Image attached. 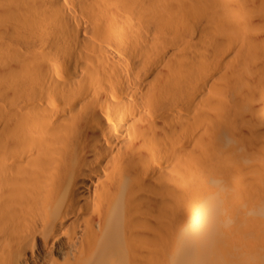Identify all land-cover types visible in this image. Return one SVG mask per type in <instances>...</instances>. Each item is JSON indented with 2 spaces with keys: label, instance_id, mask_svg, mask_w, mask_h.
Wrapping results in <instances>:
<instances>
[{
  "label": "bare ground",
  "instance_id": "6f19581e",
  "mask_svg": "<svg viewBox=\"0 0 264 264\" xmlns=\"http://www.w3.org/2000/svg\"><path fill=\"white\" fill-rule=\"evenodd\" d=\"M0 75V264H264V0H0Z\"/></svg>",
  "mask_w": 264,
  "mask_h": 264
},
{
  "label": "rangeland",
  "instance_id": "374dc122",
  "mask_svg": "<svg viewBox=\"0 0 264 264\" xmlns=\"http://www.w3.org/2000/svg\"><path fill=\"white\" fill-rule=\"evenodd\" d=\"M7 79V80H6ZM2 80H3V82L4 83H2V84H4L5 85V87H4V85H2L1 84V82H2ZM5 81H6V83H5ZM7 82H10V83H7ZM8 85V86H7ZM4 87V88H6V86H7V88L6 89H8L9 88V91H11V89H10V86H11V88L13 87L12 86V83H11V80L9 81V78L7 77V76H5V75H0V87ZM14 88V87H13ZM13 88H12V90H13ZM14 91L16 92L15 94H14ZM14 91H11L14 95H16V97H18L19 96V94L21 95V91H20V93H19V90H16V88H15V90ZM18 94V95H17ZM2 102H4L3 100H1L0 101V106H2L4 103H2ZM2 103V104H1ZM0 137L1 138H3L2 136H1V133H0ZM216 164V163H215ZM218 164V163H217ZM215 168H216V166H215ZM216 186H218L219 187V185L218 184H215V185H213V187L215 188ZM218 187H216V188H218ZM214 201V204H215V206H218L217 205V203H220V200L217 198L216 199V201L215 200H213ZM236 201H238L239 203V209L238 208H230V209H228V210H226V212H227V214L229 213V215H232V217L235 219L234 221L236 222V224L237 225H239V227L240 226H242V220H243V213H242V201H243V197L242 196H240L239 197V200H236ZM236 201H235V203H236ZM221 232V231H220ZM177 233V232H176ZM176 233H172V234H176ZM219 237H220V242L222 243V244H230V243H235V244H239V245H242L243 246V248H242V250L244 251L245 250V248L246 249H248V250H251L250 249V247H247V243H246V239H244V237L242 236V234H241V230H238L237 232H234L232 235H228L227 234V232L225 233V231H222L220 234H219ZM187 241H185V240H182L179 236H177V235H175L170 241H169V245H170V247H172V248H174V249H176V248H181L185 243H186Z\"/></svg>",
  "mask_w": 264,
  "mask_h": 264
}]
</instances>
